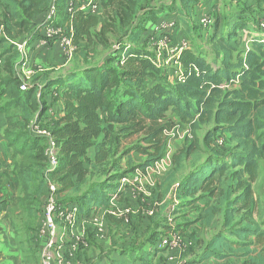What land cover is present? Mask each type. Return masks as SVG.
I'll return each mask as SVG.
<instances>
[{
  "label": "trees",
  "instance_id": "1",
  "mask_svg": "<svg viewBox=\"0 0 264 264\" xmlns=\"http://www.w3.org/2000/svg\"><path fill=\"white\" fill-rule=\"evenodd\" d=\"M5 1L7 10L1 12L13 28L26 33L32 25L27 37L30 33L39 39V24L49 0ZM150 1L153 0H99L98 14L81 9L69 14L64 0H59L58 23L73 32L74 57L86 60L87 67L73 70V76L66 80H51L48 73H37L26 92L19 90L15 77L19 54L0 38V48L3 46L0 67L5 73L0 78V114L8 124L4 135L7 146L20 158L16 173L24 196L19 207L28 215L35 212L31 205L42 190V182L33 181L37 170L48 167L45 156L48 140L31 136L26 131L28 121L46 109L44 97L48 95L62 104L63 116L45 127L59 148V167L51 177L59 185L58 193L66 191L72 200L62 203L75 202L79 209V201L85 205L91 203L86 194L78 196L81 188L86 185L96 194L103 185L94 184L93 179L87 184L90 173L86 164L96 177L106 175L111 168L107 161L112 151L119 152L122 145L119 140L114 142L115 138L111 140V136L136 137L132 149L145 157L139 166L144 168L161 158L167 134L176 126H186L190 139L173 154L171 164L172 171L179 172L187 169L188 162L192 171L179 182L176 199L206 193L214 199L215 206L204 210L200 220L202 226L222 227L227 236L235 238L227 239L220 232L206 244L203 259H222L225 252H239L242 246L245 254H250L247 239L256 236L257 231L255 224H250L254 223L251 213L256 207L252 183L258 176L259 161H264V42L261 38H252L247 51L233 47L231 42H237L236 37H240L238 28L227 26V14L215 12L211 15L210 30L203 29L199 20L195 22L197 26L191 24L185 30L186 36L192 31L198 32L204 46L200 45V51L195 53L191 43L186 42V49L176 59L183 70L181 77L174 81L164 80V72L157 69L146 45L150 38L159 41L167 38L169 42L171 34L157 28L161 19L156 12L144 11ZM196 2L198 0H180L185 10ZM224 2L222 0L223 5ZM0 18L7 36L19 41L6 27L1 14ZM36 18L40 22L33 23ZM182 22L186 25L184 20ZM121 36H126L130 45L112 47V40ZM189 37L191 42L193 37ZM94 42L105 47L106 55L99 66L87 61V53H92ZM38 84L43 87L39 98ZM201 130H205L204 142L209 143L216 133L228 137L232 147L224 161L216 160L223 157L221 155L202 158L198 137ZM100 135H103L102 140L96 143ZM23 137L26 139L22 140ZM94 145L96 151L90 161L87 152ZM123 151L127 153V149ZM216 218H222L221 222ZM39 244L42 246L41 242ZM201 244L200 239L195 241L197 247ZM249 264H256L255 259L249 257Z\"/></svg>",
  "mask_w": 264,
  "mask_h": 264
},
{
  "label": "crops",
  "instance_id": "2",
  "mask_svg": "<svg viewBox=\"0 0 264 264\" xmlns=\"http://www.w3.org/2000/svg\"><path fill=\"white\" fill-rule=\"evenodd\" d=\"M98 1L64 0L63 5L66 8L72 5L75 10L85 7V11H88L87 6L91 4L96 7L94 12L98 14ZM232 5L235 6L233 12L230 11ZM2 9L7 10L5 0H0V14L11 34L19 40L17 42L22 41V39L28 40L25 60L29 66L40 67L43 73H48L51 80L61 78L66 80L73 76L74 72L66 63L58 42H52L49 46H42L40 40L30 33L27 37L26 33L31 31L32 25L29 26L26 33L17 32L11 21L4 17L5 14L1 12ZM161 9L164 11L158 14L157 12ZM144 11L156 12V16L161 19L156 24L157 28L164 29L171 34V40L165 49L158 48L160 41L156 38H150L146 45L148 51L153 54L152 58L157 69H162L164 80L168 81L180 78L183 73L180 63L178 60L176 61L178 55L170 53L169 49L180 45L182 42H187L189 45L191 43V49L198 53L200 45L204 46L197 35L198 32L192 31V34L186 36L185 30L191 24L195 26V22L207 14L214 15L215 12H225L228 17L227 26L229 28L236 26L239 32H243L241 36L243 46L252 38L264 39V31L260 29V24L264 20V0H225L224 5L222 0H198V2L190 5L189 10L182 7L180 0H153ZM182 20L186 22V25ZM38 21L39 19L36 18L33 23ZM41 24L42 19L39 25ZM189 36L193 37L191 42ZM205 48L207 49L208 46ZM2 49L3 46L0 48V53H2ZM16 72L17 68L15 77ZM4 76L5 73L0 67V78ZM44 101L46 102L44 112L40 115H34L28 123L36 118L39 122L37 123L38 126L45 128L51 125L52 121L63 116L61 102L54 101L48 95L44 97ZM28 123L26 131L33 136L28 129ZM7 127L5 116L0 114V264H41L39 259L41 246L34 240L35 233L28 227H22L21 222L18 223L17 221L18 216L22 215L21 213L28 214L19 207L24 196L21 191V180L16 173L19 169L20 158L14 153L13 148L7 146L4 136ZM179 127L178 129H183V132L188 128L186 126ZM116 129L114 127V131ZM102 136L100 135L96 143L101 142ZM132 138L137 141L136 137ZM182 138L185 139L184 136H181ZM21 139L25 140L26 138ZM186 140L177 142L174 135L167 137L161 158L144 168H139V166L145 161V157L132 149L136 144L124 145L121 143L122 149L119 152L112 151V154L117 153L111 154L107 161L111 164L110 170L106 175L97 177L98 181L94 182V184L103 185L99 192L93 194L85 185L78 194V196L86 194L87 198L91 199V203L85 205L82 200L79 201L80 209L76 232L85 233L87 246L80 249L75 256L77 260L72 264H249V257L254 258L256 264H264V235L261 234L264 233V194L260 188H257L258 183L264 180L262 162L259 161L258 176L256 181L252 183L256 207L251 213L254 223L250 222V224H255L257 231L256 236H250L247 239L250 245L246 246L250 254L246 255L245 249H242L244 246H242L239 252H225L222 259L214 257L203 259L206 244L220 232L224 234L225 230L222 227H203L200 222L204 217V210L209 206H215L214 199L206 193L183 196L178 200L176 199L175 203L168 199V194L174 185L183 181V178L192 171V168L188 171L187 169L179 172L172 171V156L185 144ZM19 142L21 145L22 141L17 143ZM125 149H127V153L123 151ZM95 151L96 145L88 150L87 158L90 161L94 159ZM118 162L122 163V168L121 165L117 167ZM86 168L89 173L93 172L89 164H86ZM45 169L44 167L37 170L36 180L33 181V183L42 182L41 194L46 193ZM136 170L140 172L143 186V193L139 195H136L130 187L121 186L120 183L123 177L134 176ZM91 176L87 174V184L93 182L90 179ZM58 192L57 199L64 202L62 196L67 192ZM71 201L69 198L67 202ZM172 206L175 210L173 222L176 230H179L177 231L189 244L185 251L169 250L161 245L163 237L171 229L167 224L166 217ZM126 209L129 211L125 212ZM242 212L244 213V211ZM93 217L98 218L103 224V233L100 237L92 234L94 232L91 223ZM216 219L219 222L222 220V218ZM207 229H213L214 232L210 238L204 241L202 231ZM199 239L203 244L197 247L195 241Z\"/></svg>",
  "mask_w": 264,
  "mask_h": 264
},
{
  "label": "built area",
  "instance_id": "3",
  "mask_svg": "<svg viewBox=\"0 0 264 264\" xmlns=\"http://www.w3.org/2000/svg\"><path fill=\"white\" fill-rule=\"evenodd\" d=\"M58 1L59 0H49L48 7L42 16L41 35L40 44L42 46H48L50 42H58L61 47L62 55L66 63L70 62L74 58L76 53V46L73 44V32L71 30L64 29L58 23ZM89 11L94 13L96 7L89 4L87 6ZM85 11L86 8H80ZM72 5L66 8V12L71 14L74 12ZM200 25L203 29H211L213 25V18L211 15H205L199 19ZM260 29L264 31V20L260 24ZM0 38L12 45L19 54V59L15 65L16 78L19 83V90L26 92L33 85L32 78L35 74L42 72L40 67H32L27 64L25 60V49L27 47V39L21 42H15L11 40L5 30L4 26L0 22ZM251 41V40H250ZM246 42L243 46L244 50H249V42ZM264 42V39H261ZM167 38H162L159 42L158 48L165 49L168 46ZM187 43L182 42L180 46L169 49V52L178 55L183 49H186ZM1 63V61H0ZM19 68V70H18ZM39 85V84H38ZM37 98L40 97V92L42 86L39 85ZM28 123V129L32 135L37 137H46L48 140L47 148L45 149V156L48 159V167L46 168L45 177L47 179L46 183V193H45V204L43 209V218L40 225L37 228L36 236L38 240L42 243L41 250L39 252V258L41 264H72L75 261V256L78 254L81 246L84 245L83 232H76V225L79 217V207L75 202L72 203H62L57 199L58 183L51 179V174L59 167L58 162V151L59 148L53 141L49 130L38 126V120ZM176 126L168 134L169 136H184L186 139H190V133L188 128L178 129ZM178 129V130H177ZM121 186H127L132 189V191L139 195L143 193L142 180L140 177V172L136 170L134 176H125L121 179ZM178 184H175L173 189L170 190L168 194V199L176 202V190ZM118 190V189H117ZM173 206L171 207V210ZM128 212L129 210H124ZM172 211L166 217L167 224L171 227L170 231L163 237L161 241L162 247H166L169 250H179L185 251L188 248V242L183 239L182 235L176 230L172 225ZM94 231L97 236H101L103 233L102 222L93 217L91 220Z\"/></svg>",
  "mask_w": 264,
  "mask_h": 264
},
{
  "label": "rangeland",
  "instance_id": "4",
  "mask_svg": "<svg viewBox=\"0 0 264 264\" xmlns=\"http://www.w3.org/2000/svg\"><path fill=\"white\" fill-rule=\"evenodd\" d=\"M234 7L235 6L232 5V9L230 10L231 12H233ZM139 11L141 12V10H139ZM221 12L223 14H226L223 11H221ZM195 26H197V23H195ZM242 34H243V32H239V36L240 37H238V36L236 37V41L237 42H231V45H233V47H236V48H240L241 47V48H243V43L241 41ZM94 45L95 46L92 49V53L91 54L87 53V61H89V63L93 64L94 66H99L100 62L102 61V59L106 55V53L104 51L105 47L101 46L99 43L97 44L96 42H94ZM129 45H130V41L128 40V38L126 36H121V38L120 37L119 38H115L111 42V46L112 47L113 46L122 47V46H129ZM89 47H91V46H89ZM210 58H211V56L209 55V60H210ZM68 65H69V68H71L72 70H77V69L79 70L81 68L87 67L86 66L87 65L86 60L84 61V59L82 57H80V58L74 57L73 59L70 60V62H68ZM204 135H205V130H201V131L198 132V137H199L200 146H201L202 158L203 159H207V158H213V156H215V155H221L223 157H219L216 160H219L220 162L224 161V159L227 157L228 151L231 150V147H232V145H229L230 141L228 140V137L222 135L221 133H216V134L213 135L212 139L208 143V142H204V139H203ZM126 137L127 136H111V140L115 138L116 140L114 142L119 140V142L123 143L124 145H129L130 143L131 144H136V141H135L134 138H131V137L126 138ZM175 140L177 142H180V141L184 142L186 140V138L185 139L184 138L181 139V136L175 135ZM121 149H122V145H121ZM213 149H216V150H213ZM261 162H262L261 165H262L263 170H264V161H261ZM120 165H121V168H122V163L118 162L117 163V167H119ZM185 166L187 167V171H188L190 169L188 162L185 164ZM90 175H92L90 177V179L98 181L97 177L92 172L90 173ZM257 188H260L261 191H262V194H264V180L263 181L261 180L258 183ZM67 195H69V194L65 193L62 196L64 198V200H69ZM263 198H264V195H263ZM35 199H37V200H34L32 205H31L33 208L36 209V210L34 209L35 212L32 213L31 215H26L25 213H21L22 215L18 216L17 221H18V223L21 222V226L22 227H24V228L28 227V228L32 229V231L34 233H37L36 230H37L38 226L40 225V223L42 221V218H43V209H44V204H45V192H44V194H41V192H40L39 196L37 198H35ZM170 211H172V215L174 217L175 210L173 209V210H170ZM173 217H172V219H173ZM236 218H238V215L236 216ZM172 225L175 227L174 222H172ZM242 226H243V224H242ZM231 229H233V228H231ZM212 232H214L213 229H207V230L202 231V233L204 235L203 236L204 237L203 240L205 241L206 239L210 238ZM226 232L227 231L224 230V234H223L224 236H226V238H229L230 240H235L234 237L227 236ZM92 234L94 236H97L95 231ZM97 237H99V236H97ZM34 240H35L36 243H40V242H38V239L34 238ZM83 240H84V245L81 246V248H84V247L87 246V240L85 239V233H83ZM80 249H79V251H80ZM75 260H77V259H75Z\"/></svg>",
  "mask_w": 264,
  "mask_h": 264
}]
</instances>
